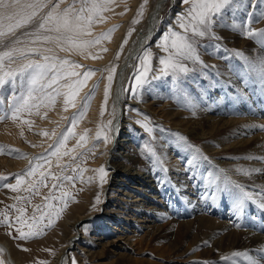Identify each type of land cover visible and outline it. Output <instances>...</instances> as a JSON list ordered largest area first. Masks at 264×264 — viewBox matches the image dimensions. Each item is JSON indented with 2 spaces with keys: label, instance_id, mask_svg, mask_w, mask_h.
Returning <instances> with one entry per match:
<instances>
[{
  "label": "rangeland",
  "instance_id": "1",
  "mask_svg": "<svg viewBox=\"0 0 264 264\" xmlns=\"http://www.w3.org/2000/svg\"><path fill=\"white\" fill-rule=\"evenodd\" d=\"M154 1L155 0H112L108 10H105L102 13L104 18L103 21L101 22L100 19L97 18V22H95L91 28L92 37L102 33H109V30H112L109 34V38L101 40L99 45L89 49L83 56L75 53L70 54L67 52H61L52 44L44 45V47L53 48V52L49 53V55L68 58L86 68L97 70L95 75L87 81V87L81 91L80 95H83L89 90L91 87L90 83H93L96 80L100 83L103 79L102 76H107V72L102 73L100 70L110 67L112 64L118 65L123 60L128 52V45L131 44L136 28L144 24L143 21L145 14ZM169 2L170 3H167L161 12V20L158 22V28H156L154 36L150 38L144 47L150 48L153 53L154 58L151 62L153 69L159 67L158 58L165 55V53L156 46L157 40L160 38L161 34L167 30L169 25H171L176 31H180L174 23L176 14L184 11V9L188 7V5L182 4L181 0H174L173 3L172 0ZM142 5L143 7H141ZM129 10H133L134 12L128 20H125L127 14L130 13ZM138 11H142V15L138 16ZM249 13H252L250 17L248 15ZM134 19L138 20L139 23L134 24ZM233 22V17L231 13H229L225 18L223 25H218L214 28L215 35L220 37V39L202 38L200 40L202 46L199 47L198 52L203 65H194L195 72L190 74L183 92H177L176 88L170 83V78H168L167 81L153 80L149 91L142 95V102L129 99V94H124V103L122 106L123 114L120 118V123H124V130L126 129L130 133L129 138L134 136L135 142L133 149H131V153L135 156L137 155L139 159H142H140L141 164L137 169L143 172L145 176H149V180L152 181L150 183L152 186L150 187L149 184H147L148 186H142L141 182L137 184L136 182H139V178L135 179L134 182L132 180H126L125 183L127 186L130 188L131 186L140 188V191L137 192V189H135L136 192L134 193L133 191L135 190H131L129 187L128 189L119 187L117 188L119 191L114 192V194L112 193V195L115 199L121 197L123 200L135 198L130 196H135L136 193L140 192V194L154 195L157 200L163 197L162 200L165 201V204L167 205L172 203L176 208H180L183 212L191 209L193 213L202 216H210L211 213L220 209L216 212L219 218L224 214H235L234 216L239 215L240 219H242L252 231L257 232L264 237V210H261L257 204L253 202L245 203L243 210H238L235 201H233L234 198L232 195V193L237 190L228 184V180H235V183L242 185L247 191L252 193L257 201L264 198V186L259 185V183H264L261 182L264 178V173L259 174V177L256 175L259 179L257 177L250 179L248 178V174L246 175L243 172L237 171L238 169H241L238 162L253 161L254 163H258L259 160L238 158V156H236V152L238 151L236 149L240 148L241 144L245 145V141L250 143L261 139L262 137L264 138V85L258 80H249L245 77L243 71L244 62L239 57L235 56V52L239 51L244 53V55L250 59H255L257 56L264 57V49H261L255 41L244 38L241 29L233 30L231 27ZM235 22L238 24H244L255 31L264 30V0H245V6L240 8L236 13ZM122 23H125L124 30L116 36L117 31L119 30L118 28L123 25ZM23 31V29L19 30L18 35H20L22 40H26L22 35ZM125 39H127V43H123ZM122 44L123 48H121ZM28 46L27 42L18 45V47ZM102 49H106V51H103ZM118 52L120 53V57L117 60L116 55ZM94 56L98 58H93ZM137 64L138 61L135 60L131 71H128V77L133 76ZM16 66V64L12 65V67ZM192 66L193 65H190V67ZM78 71H82V69H78ZM155 74V72H152L149 73V76ZM105 83L106 81L103 80V90ZM131 83L132 81L127 79L125 85L130 87ZM95 93L96 92H94L93 96L94 99ZM101 98L99 100L98 111L94 115L91 113L94 99L91 100L86 115L79 121L74 129L76 138L69 139L65 150L72 148L73 145H75L76 139L80 134L84 133L85 129L89 130L87 133L88 140L86 143V149L92 148L93 141L91 138L95 136L97 125L101 122L106 123L109 119H112V116L109 114L112 107V102L110 100L106 106L104 116H100L103 92ZM189 104L194 105L191 110H187ZM4 107L7 108V98L4 100ZM55 107L48 108L46 106H41L38 110L33 109L31 114H22L21 119L19 120L13 121L11 119H4L3 121H0V177H7V179H0V219H3L4 215H7L8 219L13 222L11 228L0 225V241H5L9 245L10 251L13 253V258L16 256L20 257L21 264H40L42 261L46 262V264H50L54 255L59 251V248L66 244L67 237L72 234V229H70L67 224H69L74 217L90 214L96 215L99 213L101 207L103 210L104 205L106 204V192L109 193L112 187L109 178H107L108 183L104 184L102 188L95 180L92 183H89L87 178L95 175L92 171H86L83 173V181L77 178L74 184H70L66 181L63 182L61 189H52V184L57 183V181L52 177H49L45 180L47 187L38 185V192H25L23 189L27 187L28 183H31L32 180H38L39 174L32 178H26L25 183L22 184L16 192L2 187L5 183L15 184V174H19L27 169L30 159L44 153L48 145L53 142V140L41 135V133L47 131L49 135H51L53 129L58 133L63 131L68 126V121L64 120L63 117H70L72 113L76 111V109L69 108L67 112H64L62 100L58 101ZM129 107L138 109L139 113L146 114L150 117V126L153 127L152 134L145 132L143 128L136 124L135 121L142 119V116L138 115L136 112L129 111ZM221 107H226V112L229 113L226 116L227 118L231 115V117L239 116L240 118L254 119L253 121L244 122L245 124L240 125L238 128L234 126H228V129L216 127V129L214 128V130L211 131L210 127L203 123L202 117L205 116L204 114H206V116H218L221 113ZM172 111L179 113L174 116L171 114ZM193 111L195 112L194 115ZM22 120L29 121L31 127H29V124L22 123ZM252 122H254V124ZM198 126L202 129L203 133L205 132V137L207 138H200L199 134L193 133ZM242 132H248V134L242 135ZM235 133H237V135H234ZM254 136L257 137L254 138ZM180 137L186 139L181 140ZM241 139H243V141H240ZM236 142L239 143L236 144ZM109 146L110 143L108 144L107 149H105V146L101 141L98 143V146L93 149L95 155H93L91 151H86V156L81 157V159L75 163L71 161L70 157H62L60 160L61 165L66 163L71 165L67 171L61 172V169L57 167L55 157L52 158L51 165H46L45 169L50 171L53 175L73 176H77V173H74L71 170L72 167H76V164L89 170L97 169L100 166H105L110 170L108 163L105 162L107 153L103 156L106 152L105 150H108ZM232 146H235L236 148H232ZM149 149H154L157 156L161 160L165 159V162L162 160V164H154L152 162L154 157H152ZM185 149L190 151L194 157L189 158V160H183V158L182 160H179L180 155L174 154H178L181 150L185 151ZM80 151L82 150L79 148L76 149V152ZM234 151L236 152L234 153ZM164 153L166 156H164ZM22 155L27 158H20ZM73 155H75V152ZM23 160L24 163L21 164ZM175 161H178L180 164L176 165ZM169 162L176 166L174 168L171 167ZM20 164L21 166H19ZM131 168L134 172L136 171V168ZM142 168H144V170H142ZM45 169H41V171H45ZM164 169H166V171ZM153 172L155 173V176H153ZM110 173L111 172L109 171V174ZM112 175L113 174L111 173L110 176H108L111 178ZM208 175L218 177L219 179L217 182L209 184ZM224 183H226V186ZM153 188H155V190ZM172 188L176 189H173V191ZM50 190L52 194L56 196H59L61 191H68L71 193V199L68 200L66 208H64L61 201L45 200V197L49 196ZM126 190L131 195L125 196L123 193L121 194V191L126 192ZM97 194H99L100 203H95ZM17 195L27 196L29 199L25 201H17L15 199ZM200 197L202 199H200ZM191 198L196 202L192 206L189 203ZM45 203L52 204L55 208H64V210L59 217H52L53 224L50 228L44 230L43 235L29 240L17 239L16 236L18 234L16 233V228L19 227V225L15 224V217L19 215V213L16 211V208L23 206L25 208V217L30 218L33 214L39 215L40 212L36 211L34 213V210L37 209V206H40V209L44 210L43 206ZM117 203V201L113 202L115 205L108 208L110 212H112V215H114V213L118 215H114V217H116L115 223L110 221V224H112V226L114 225L115 229L113 228L109 230L112 232L109 233L105 239L108 241L109 239L111 240L118 236L117 234H119L120 230L119 225H122L123 228L128 224L130 225L128 228L133 230L136 226L135 222L132 221L130 224L128 220H130V218L132 220V217L137 218L139 215V213L132 209V207H125L126 204L122 203V201L120 203L121 207L119 205L117 206ZM235 209L237 210L234 211ZM168 218L169 217H164V219H159L158 222L166 223ZM89 219L91 222L84 220L78 225L82 239L76 244V247L71 246L69 249L68 264H73V260H75V264H110L111 260L115 258V253H117V251H123L117 246H108L107 253L101 257L102 260L99 259L98 256L92 257V254H88L89 249H91V251L99 249V244L103 243L101 242L102 240L99 243V240L93 238L95 242L99 244L95 245L94 248L90 247L91 245L88 240H90V237L98 236L94 233L96 232L94 229L98 226V223H92V219ZM118 221H120L119 224H117ZM45 223H47V219L45 220ZM25 230L27 229L25 228ZM125 230H127V232L130 231L129 229H126V227ZM9 232L11 235L8 234ZM159 241L160 240H157L158 243L153 241L152 244L156 243L157 245L151 244L150 246L155 247L162 245L163 243L161 244ZM128 242L129 240H127L122 247H128L129 249L127 250L134 251L133 253L131 252L132 254L130 255L144 257L151 255L154 256L153 251L151 250L152 248H147L144 246V243L141 244L142 249L140 248L141 250H138L135 249L137 248L136 242ZM183 244L185 247L188 242L184 241ZM81 247L86 248L87 251H80L79 248ZM0 249L3 248L0 247ZM25 249H27V251H25ZM0 259L4 260L6 264H9L5 259L4 249L3 252L0 253ZM16 259L18 258L16 257ZM165 259H167L168 262H164ZM162 262L163 264H189L188 262H180L173 256L163 258ZM162 262L157 264H162ZM112 264L127 263L117 262Z\"/></svg>",
  "mask_w": 264,
  "mask_h": 264
},
{
  "label": "snow or ice",
  "instance_id": "2",
  "mask_svg": "<svg viewBox=\"0 0 264 264\" xmlns=\"http://www.w3.org/2000/svg\"><path fill=\"white\" fill-rule=\"evenodd\" d=\"M112 0H0V121L11 119L13 121L21 119L22 114H31L33 109H39L41 106L53 108L62 100L63 111L67 112L69 108L76 109L70 117H63L68 121V126L61 132L52 130L51 135L43 131L41 135L53 140L47 149L41 155L30 159L27 169L19 174H15V184L5 183L4 188L16 192L19 187L25 183L26 178H32L39 174L38 180H32L23 190L28 193L38 192V185L45 184V180L52 177L57 183L52 184V189H61L63 182L74 184L77 178L84 180L83 173L92 171L95 175L88 177L87 181L92 183L98 182L102 188L108 183L109 169L100 166L97 169H85L76 164L71 170L77 173L73 175H53L45 169V166L51 165L52 158H56L57 167L61 172L67 171L70 164H60L62 157H70L75 163L81 157L86 156V151H91L93 155L99 142H103L105 149L112 142V131L118 124L117 105L128 93L129 99L142 102V95L149 91L153 80H166L170 78V83L176 88L177 92H183L186 87V81L191 73L195 72L194 65H203L199 58L198 49L202 45V38L220 39L214 32V28L223 25L225 18L231 13L233 17V30L241 29L242 35L246 39L255 41L261 49H264V30L255 31L244 24L235 22L237 11L245 6V0H181V3L188 5L184 11L176 14L175 25L180 29L176 31L171 25L163 32L156 42V46L161 49L165 55L158 58L159 67L152 68L153 53L150 48H144L142 53L134 57L138 61L135 66L133 76L128 79L132 81L130 87L123 85L117 94L113 97V82L117 76L118 65L112 64L110 67L100 70L102 73L107 72V76L102 78L106 81L103 90V102L100 106V116L103 117L109 100H112V107L109 119L106 123L101 122L97 125L92 148L86 149L88 140L85 129L76 139L72 148H66V144L71 138H76L74 132L79 121L86 115L90 102L93 99L95 89L99 87V81L94 83L87 92L80 95L81 91L87 87V81L95 75L97 70L86 68L68 58H61L57 55H49L53 48L44 47L52 44L61 52L75 53L85 55L89 49L99 45L101 40L109 38V33H102L92 37L91 28L97 18L103 21L102 13L108 10ZM143 7V5L141 6ZM137 15H142L138 11ZM249 17L252 13L248 14ZM133 23H139L133 20ZM26 40H22L18 35L19 30ZM131 31V30H130ZM27 42L28 47H18ZM123 43H127V39ZM123 48V44L121 45ZM106 51V49H102ZM91 54V53H89ZM235 56L243 60L244 76L249 80H258L264 85V57L257 56L250 59L242 52H235ZM120 53L116 55L118 60ZM93 58H98L94 56ZM16 64V67H12ZM190 65H193L190 67ZM131 67V65H126ZM82 69V71H78ZM155 72V75L149 76V73ZM122 76L123 74L120 73ZM7 98V108L4 107V100ZM194 105L189 104L187 110H191ZM129 111L136 112L142 116V119L136 120V124L152 134L153 127L150 126V117L146 114L139 113L138 109L128 108ZM195 112L193 111V115ZM24 124H31L27 120L21 121ZM118 134V128H116ZM181 140L186 138L180 137ZM79 148L82 151L76 152ZM86 149V150H85ZM154 164H162V160L157 156L154 149H149ZM198 151V150H197ZM75 152V155L73 153ZM103 154V153H101ZM20 158H27L21 156ZM45 169V171H41ZM166 171V169H164ZM237 171L244 172L238 169ZM256 171V170H252ZM251 174V172H244ZM7 179V177H0ZM218 177H208L209 184L218 181ZM228 184L237 191L232 193L238 210L242 211L245 203L253 202L264 210V198L259 201L255 196L247 191L242 185L228 180ZM17 201H25L27 196L17 195ZM71 199V193L61 191L59 196L53 195L51 190L45 200H58L67 207L68 200ZM95 203H100L99 194ZM64 208H55L52 204L45 203L44 210L37 206L40 214H33L30 218L25 217V208L23 206L16 208L19 213L15 217L17 239L29 240L44 234L46 228L53 224V216L59 217ZM47 219V223L45 220ZM0 225L11 228L13 222L7 215L0 219ZM25 228L27 230H25ZM11 235V233H8ZM27 251V249H25ZM3 249H0V253ZM242 258L243 264H264V257L255 258L248 252L233 251L229 255L222 256L221 261L230 262V264H239L237 259ZM0 264L6 262L0 259ZM46 264V262H40ZM75 264V260H73Z\"/></svg>",
  "mask_w": 264,
  "mask_h": 264
},
{
  "label": "bare ground",
  "instance_id": "3",
  "mask_svg": "<svg viewBox=\"0 0 264 264\" xmlns=\"http://www.w3.org/2000/svg\"><path fill=\"white\" fill-rule=\"evenodd\" d=\"M169 1H171V0H155L151 4V6L148 8V10L145 14V18L143 21L144 24L142 26H139L136 28L135 33L133 34V37H132L131 44L128 45V47H129L128 52H127L126 56L123 58V60L118 64L117 76L113 82V89H112L113 97L120 90V87H118L119 85L117 82L119 70L121 68H123V71L121 72L123 75L121 76L122 80L120 83V85L122 87V84L125 85V83L128 79V71L129 72L131 71V69L133 67V63L136 60V59H134V57H136L137 55H139L142 52L143 48L146 46V44L148 43L150 38H152V36H154L155 30H156V28H158L157 27L158 22H160V20H161V12L164 9L165 5L167 3H170ZM173 2H174V0H172V3ZM133 12H134L133 10H131L130 13L128 12L129 14H127V16H126L127 18H125V20H128ZM124 24L120 28H118L119 30L117 31L116 36H118L120 34V32H123L124 27H125ZM142 34H144V36H142V38H140V36ZM126 65H131V67H127ZM103 80L104 79H102L100 81L99 87L96 88V91H95L96 92L95 93V99L93 98L94 102H93V107L91 110L92 115H94L98 111L99 100H100V98L102 96V92H103ZM96 82H97V80L94 81L93 83H90V85L92 86ZM101 100H102V98H101ZM123 100H124V98L120 101L119 106L117 107L116 117H117L118 124L116 125V128H118V134L116 132V128H114L112 133H111L112 138H113L112 142H110V146H109L108 150H105L106 151L105 153L103 152L104 153L103 156L107 153L106 158H105V162L108 163L109 168H110V172L113 174L111 178L109 177L111 173L108 176V178L111 181L112 187H111L109 193L106 192V194H107V198L105 199L106 204L104 205V208H103V211L101 212V214L98 215V217H96V215L93 214V217H91V219L93 221L92 223H95V224H96V222L98 223V226L94 229L97 232V233L96 232H94V233L98 236L92 237V238L90 237V240H88L90 242V245H91L90 247L94 248V246L98 245L101 240H102L101 242H103V243L99 244L100 245L99 249H94L93 251H91V249H89L88 254H92V257L98 256V258L101 259V257L107 253L108 246H113V247L117 246V247H119L120 250H123V251L122 252L117 251V253H115V258L111 260L110 264L117 263V262H126L127 264H157V263L162 262L163 258H167L170 256L175 257L180 262H185V263L188 262L189 264H195V263L196 264H198V263L199 264H230V262L221 261V257L229 255L233 251L248 252L250 255H252L255 258L264 257V237L262 235H260L259 233L252 231L251 228H249L248 225L245 224L242 219H240L239 215L234 216L235 214L233 212L236 211L237 209H235L232 212L234 215L224 214L223 216H221V218H219L217 216L216 212L219 211L220 209L217 210L216 212L211 213L213 215L210 214V216L198 215L196 213H193L191 211V209H188V210L183 212L180 210V208H176L172 203H170L169 205L165 204V201L162 200L163 197L161 199L157 200V198L154 195L150 196L149 194H140L141 192L136 193V195L133 196L129 192H127V190H126V192H122L123 191L122 190L121 194L123 193L125 196L131 195L130 197H135V198H132V199L128 198V200H123V198H121V197H119V199L114 198L112 193L114 194V192L119 191L117 188L123 187V188L128 189L129 186L126 185V183H125L126 180H132L134 182L135 179L139 178L140 180H139V182H136L137 184L141 182L142 186H148L147 184H149L150 187L152 186L150 184L152 181L149 180V176H145L143 172H141L137 169V167L140 166V164H141L140 163L141 158L139 159V157H137V155L135 156L133 153H131L132 152L131 149H133V147H134L133 145L135 142L134 136L129 138L130 133L126 129L124 130V127H125L124 123L123 124L120 123L121 122L120 118L123 114V109H122V106L124 103ZM110 101L112 102L111 99H110ZM217 102H219V101H217ZM225 103H227V102H225ZM59 109H60V107H59ZM120 110H121V113H120ZM220 110H221V113L218 116L217 115H214V116L213 115H207L206 116V114H204L205 116L202 117L203 123H205V125L209 126L211 131L214 130V128L216 129V127L221 128V129H223V128L228 129L229 128L228 126H234V127L238 128L240 125H244L245 124L244 122L253 121V119H254V118H240L239 116H232L231 117V115H229L230 117L228 116V118H227L226 116L229 113L226 112V107H224V108L221 107ZM57 113H58V111H57ZM178 113L179 112H174V111L171 112V114H173L174 116L178 115ZM252 123L254 124V122H252ZM126 127H127V125H126ZM240 132H241V130H240ZM193 133L199 134L200 138H207V137H205L206 136L205 132L203 133L202 129L199 128V126L196 128V130H194ZM243 134H248V132H242V135ZM234 135H237V133H235ZM256 137L254 136V138H256ZM262 138L258 139L256 141H252V142L249 141L250 143H247V141L244 140L245 141L244 144L245 143L246 144L245 145L241 144L240 148L236 149L238 151L237 152L234 151V153L236 152V156H238V158L241 157V158H251L254 160H259L258 163L257 162L254 163L253 161L252 162L251 161L250 162H245V161L244 162L243 161L238 162L239 163L238 165H240L241 170H244V172H249V171L251 172V174H248V178H250V179L257 177L261 173H264V138L263 139ZM243 139H245V138H243ZM243 139H241L240 141H243ZM238 143L239 142H236V144H238ZM252 147H254V148H252ZM232 148H236V147L232 146ZM174 155H180L179 160H182V158H183V160H189V158L194 157L192 155V153L186 149H185V151L181 150V151H179L178 154H174ZM164 156H166V154ZM162 160L165 162V159H162ZM164 162H163V164H164ZM166 162H168V161H166ZM23 163H24V160L21 162V164H23ZM190 163H192V162H190ZM21 164L19 166H21ZM175 164L177 165L180 163L177 161ZM175 164L170 163L169 165L174 168L176 166ZM210 166H212V165H210ZM131 167L136 168V171L134 172ZM144 167H145V165H144ZM142 170H144V168H142ZM252 170H256V171H252ZM194 174H196V173H194ZM135 175H137V176H135ZM153 176H155V173ZM154 179H156V178H154ZM263 180H264V178L261 180V182H264ZM256 181H258V180H256ZM248 182H250V181H248ZM224 184L226 186V183H224ZM224 184H223V186H224ZM259 185L264 186V183H262V184L259 183ZM130 189L131 190L137 189V192L140 191L139 190L140 188L133 187V186H131ZM153 189L155 190V188H153ZM173 189H176V188H172V190ZM186 191H188V190H186ZM103 192H104V190H103ZM133 192L135 193L136 190ZM173 193H175V192H173ZM171 195H172V193H171ZM258 197H259V195H258ZM200 199H202V198L200 197ZM116 201L118 202L117 206L118 205L120 206V203L122 201V203L126 204L125 207H128V206L132 207V209L137 211L139 213V215L137 216V218L132 217L133 218L132 220H131V218H130V220H128L129 223L130 222L132 223V221L135 222L136 226L134 225L135 228L133 230L131 228H128L130 226L128 224H127V226H125L126 229L130 230L128 232H127V230H125V227H123L124 228L123 229L122 225L121 226L119 225L120 230H119V234H117L118 236L114 239H111V240L109 239V241H108L105 239H106L107 235L112 232V231L110 232L109 230L114 228V225L112 226V224H110V221H113V223H115L116 217H114V215L118 216L114 213L115 211L113 212L114 215H112V212H110V210L108 208L112 205H115V204H113V202H116ZM201 202H202V200H201ZM189 203L192 206L196 202L194 201V199L191 198ZM198 203H200V202H198ZM227 203H229V202H227ZM183 214H185V215H183ZM90 215H92V214H90ZM90 215L74 217L73 220H71L69 222V224H67L69 226V228L72 229V234L69 237H67L66 244L62 245L59 248V251L54 255L52 262L50 264H68V251L71 247V244L73 245V247H76L77 246L76 244H78V242H80V240L82 239V237L80 235L81 231L78 228V225L80 224V222L86 220ZM164 217H169L168 221L166 223H164V222L159 223L158 222L159 219H164ZM119 223H120V221L117 222V224H119ZM77 234H79L78 237H77ZM93 238H95L96 240H99V243H96ZM127 240H129L128 243L136 242L137 248H135V249H138V250L142 249L141 244L144 243V246H146L147 248H152L151 250L153 251L154 256L151 255V256L144 257V256L130 255L134 251L127 250V249H129L128 247L127 248L122 247L123 244ZM157 240H160L159 242H161V244L162 243L163 244L155 246V247L150 246L153 243V241L157 242ZM184 241L188 242L187 246L185 245V247L183 246L185 244V243L183 244ZM155 244L156 243H154L152 245H155ZM0 247H2L4 249L5 259L9 264H21V260L19 259L20 258L19 256H16L18 259H16V257H14V258L12 257L13 253L10 251V247L5 241H0ZM79 250L80 251H87L86 248H84V247L79 248ZM203 259H205V260H203ZM235 259H237L239 264H243L242 258H235ZM164 262H168L167 259H165ZM162 264H163V262H162Z\"/></svg>",
  "mask_w": 264,
  "mask_h": 264
},
{
  "label": "water",
  "instance_id": "4",
  "mask_svg": "<svg viewBox=\"0 0 264 264\" xmlns=\"http://www.w3.org/2000/svg\"><path fill=\"white\" fill-rule=\"evenodd\" d=\"M142 36H144V34H142L141 36H140V38H142ZM123 71V68H121L120 70H119V74H118V79H117V82H118V87H120V89H121V85H120V83H121V80H122V78H121V75H120V73ZM119 106V104L117 105V107ZM119 111V110H118ZM120 113H121V110H120ZM116 137V136H115ZM114 137V138H115ZM106 202V201H105ZM103 210H102V207L100 208V211H99V213H97L96 214V217H98V215H100L101 214V212H102ZM91 217H93V214L92 215H90L87 219H86V221H90V219L89 218H91ZM77 231V230H76ZM79 236V234H77V237ZM71 246H73L72 244H71ZM71 248V247H70Z\"/></svg>",
  "mask_w": 264,
  "mask_h": 264
}]
</instances>
